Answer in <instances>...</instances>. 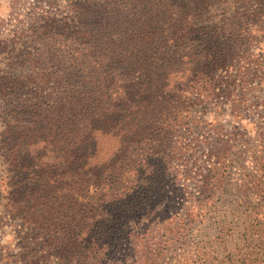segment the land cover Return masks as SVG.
<instances>
[{"label": "rangeland", "instance_id": "obj_1", "mask_svg": "<svg viewBox=\"0 0 264 264\" xmlns=\"http://www.w3.org/2000/svg\"><path fill=\"white\" fill-rule=\"evenodd\" d=\"M78 1L83 0H0V264H135L137 259L140 264H264V0L225 13L232 30L217 34L218 49H213L221 66L194 76L213 84L216 96L180 98L189 125L177 128L160 147L171 157L168 170L144 175L154 177L153 188L160 190V204L152 210L159 218H136L105 246L99 235L91 237L83 254L72 258L71 247L63 258L59 242L47 241L54 232L43 231L29 216L24 220L30 227L23 228L20 214L30 210L11 197L9 127L22 128L37 115L59 109L61 98L71 94L65 78L71 72L70 51L60 56L49 41L61 31L71 35ZM210 14L219 19L223 11ZM127 73L123 62L121 82ZM38 75H46L43 87L33 84ZM177 77L170 76L171 83ZM191 79L186 73L181 83ZM240 91L247 103L237 113L231 102ZM212 124L219 130L209 128ZM18 151L24 155L27 148ZM186 167L199 176L185 179Z\"/></svg>", "mask_w": 264, "mask_h": 264}, {"label": "trees", "instance_id": "obj_2", "mask_svg": "<svg viewBox=\"0 0 264 264\" xmlns=\"http://www.w3.org/2000/svg\"><path fill=\"white\" fill-rule=\"evenodd\" d=\"M251 1H78L71 35L61 31L49 41L58 55L70 51L71 72L65 78L71 94L61 98L59 109L37 115L22 128L9 127L14 142L7 159L13 174L11 197L22 199L30 210L20 214L23 228L30 227L24 220L29 216L43 231L54 232L47 241L59 242L63 258L69 257L71 247L72 258L83 254L91 237L94 241L99 235L105 246L117 241L136 218H159L152 210L160 204V190L153 188L149 175L168 170L171 157L160 147H166L177 128L189 125L180 98L216 96L213 84L194 76L220 68L213 49H218L217 34L232 30L225 13L246 8ZM218 9L223 11L219 19L210 14ZM123 62L128 73L121 82ZM186 73L193 79L185 85L181 81ZM170 76L178 77L171 83ZM36 80L33 84L43 87L46 75ZM246 103L240 91L231 108L239 113ZM209 128L219 130L213 124ZM20 146L27 148L26 154L21 155ZM186 170L185 179L199 176ZM23 172V178L16 176Z\"/></svg>", "mask_w": 264, "mask_h": 264}]
</instances>
